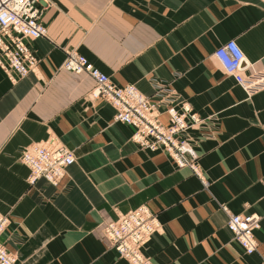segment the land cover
Segmentation results:
<instances>
[{
    "label": "crops",
    "instance_id": "obj_1",
    "mask_svg": "<svg viewBox=\"0 0 264 264\" xmlns=\"http://www.w3.org/2000/svg\"><path fill=\"white\" fill-rule=\"evenodd\" d=\"M46 2L48 37L28 41L34 70L14 82L0 67L5 248L19 264H129L103 228L146 206L161 225L144 248L152 264H264V90L249 95L214 56L236 40L264 66V0ZM64 50L86 56L118 87L134 85L157 101L160 86L208 118L193 132L201 176L134 143L115 109L89 96L95 81L61 69ZM48 141L72 150L76 163L57 186L32 185L22 152ZM222 205L262 218L256 254L234 240Z\"/></svg>",
    "mask_w": 264,
    "mask_h": 264
},
{
    "label": "built area",
    "instance_id": "obj_2",
    "mask_svg": "<svg viewBox=\"0 0 264 264\" xmlns=\"http://www.w3.org/2000/svg\"><path fill=\"white\" fill-rule=\"evenodd\" d=\"M40 3L47 4L46 0H0V67L14 82L27 77L37 65L28 41L48 37L47 27L41 20ZM64 53L61 69L87 74L95 81L89 96L115 109L114 121L133 128L134 143L141 148L160 151L176 168H189L201 176L199 140L193 132L204 129L208 118L196 113L188 103H175L165 88L157 86L156 94L163 96L161 100H153L134 85H114L109 76L77 50H64ZM214 56L220 68L249 95L264 90V66L251 63L236 40L219 46ZM163 113L168 115L167 124L160 119ZM21 163L30 171V184L44 179L57 186L67 169L76 163V157L68 147L48 141L24 149ZM221 210L228 215L227 229L244 253L256 254L260 246L256 232L261 228L262 218L257 214H232L226 205H222ZM7 225L8 218L0 216V238ZM160 227L157 216L148 207L141 206L105 224L103 232L110 246L129 264H152L144 248ZM0 264H19L17 257L1 241Z\"/></svg>",
    "mask_w": 264,
    "mask_h": 264
}]
</instances>
